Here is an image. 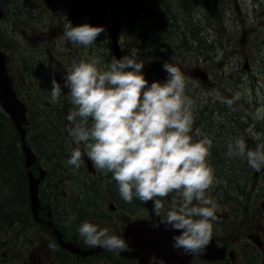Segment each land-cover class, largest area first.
Returning a JSON list of instances; mask_svg holds the SVG:
<instances>
[{"label": "clouds", "instance_id": "9594fccd", "mask_svg": "<svg viewBox=\"0 0 264 264\" xmlns=\"http://www.w3.org/2000/svg\"><path fill=\"white\" fill-rule=\"evenodd\" d=\"M102 33L103 26H73L71 21L63 30L67 41L85 48ZM138 54L132 49L120 59L113 57L105 67H98L96 58L80 59L66 70L63 87L73 105L67 116L68 132L77 145L67 163L79 169L86 155L96 169L112 174L125 203L134 198L145 204L151 201L156 217L164 207L162 199L176 193L165 218L151 227L159 229L163 224L165 231L179 233L172 236V248L179 254H203L217 219V205L206 196L213 184V169L207 163L212 141L207 136L194 141L190 135L192 101L185 95L180 69L165 62L167 79L149 84ZM51 84L50 102L56 103L62 87L55 78ZM226 154L245 159L257 172L264 169V144L249 149L238 137L228 143ZM78 232L88 247L126 250L125 241L110 235L106 227L85 221ZM149 264H165V260L153 254Z\"/></svg>", "mask_w": 264, "mask_h": 264}, {"label": "rangeland", "instance_id": "374dc122", "mask_svg": "<svg viewBox=\"0 0 264 264\" xmlns=\"http://www.w3.org/2000/svg\"><path fill=\"white\" fill-rule=\"evenodd\" d=\"M177 2V0H173V4ZM214 4L217 5L216 11L214 10ZM186 11L191 12L194 15V19L181 18L177 22L176 30L173 34L163 33L158 36L160 44L156 43L157 37H149L150 33L145 34L144 39L141 36H133L132 26L128 23L121 24L122 12H119L116 17L120 22V26L122 25L123 36L121 43L123 48L127 55L132 49L138 50L137 59L144 62L142 72L146 74L144 75L146 80L148 78H157L158 73L153 72L159 68L160 58L155 57V54L158 50H162V47L169 53L170 63L178 67L184 75L185 95L192 101L193 123L191 132L194 133V139H196L201 129L202 133L210 131L217 154L215 152L210 153L209 157L213 159L212 164L215 173L221 178L224 170L220 160L227 153L229 142L239 137L245 140L246 145L253 147L264 144V16L262 15L264 9L257 3L245 2L244 0H210V4H203L193 0V3ZM180 16L182 17V14ZM167 18V14H163L160 18L155 17L154 20L155 22L157 20L161 21L157 25H162L163 20L165 22L168 21ZM191 22L195 27H199L196 40L191 39L189 34H183L184 29ZM152 28H157L156 23ZM9 32H11V29H9ZM143 40L147 42L153 41L154 46L148 47L146 45L147 42H143ZM33 43L34 41L29 39L25 51L16 54V57H23L22 62L24 64L34 60L42 52V49L35 48L32 45ZM90 49L93 50V53L85 55L98 59L100 61L98 67H105L111 62L113 55L108 45L107 37L104 36L102 40L91 47L88 46L87 53ZM29 51H31L30 58H28ZM83 57L81 59H91ZM198 67L207 74L206 81L201 75L194 76L190 74L191 72L194 73V69ZM14 70L16 75L13 77L20 80L15 67ZM163 72L167 77L166 71L164 70ZM258 113L260 114L259 117ZM51 118H53L51 113L45 111L37 112L36 119L34 116L32 117L34 127L30 134L36 150L40 153L41 162L51 171L50 178L44 185L43 194L51 192L61 177L64 178L66 183L59 182L58 188H68L71 192L75 190L81 192L82 189L80 188L73 189L68 175L80 172L82 163L79 169H74L73 166L67 162L65 163L71 157L76 144L70 145V143L66 142L64 150L56 146L59 134L56 129V121ZM41 119L44 120L37 123ZM36 126L44 130L38 133L34 132ZM11 137L16 139L13 133L6 138ZM14 143L19 148L20 143H16V141ZM17 148L16 151H18ZM80 150L83 151L82 145ZM59 152H68L70 156L61 162L62 165L56 166L52 161L56 159V155ZM14 157L15 163L20 168L18 155ZM227 159H222V162ZM232 165L234 171L249 167L247 181L250 194L249 196L243 195L240 198L234 197L230 200L231 204H253L257 202L261 195L262 182H264V180L261 181L262 175L260 174L256 177L255 170L243 158L233 157ZM19 173H21V169H19ZM237 177L240 181H244L243 174H238ZM257 178L259 180H256ZM16 181L21 188L22 195L27 199L25 184L21 178H17ZM106 181L108 183H105ZM255 181H258L256 185ZM105 182L101 186L89 187L95 198L91 199L85 196L84 200H82V203L85 204L90 212L89 218L83 221L95 224L99 228L106 227L110 232L117 225H120L125 218L134 217L141 201L134 198L131 203H125L119 195L116 182L113 179H106ZM86 186L84 185L85 189ZM262 192L264 197V189ZM169 196H171V193ZM16 198L17 193L11 191L10 186L2 188L0 185V264H22L28 258L29 244L16 246L15 243L11 250L15 251L16 261L12 263L2 261L1 255L3 252H5V255L8 254V250L4 246L11 236L9 232L16 219L7 212L5 201H13ZM44 198L48 201L51 200L47 196ZM175 198L174 194L173 199L169 200V205ZM69 200L78 202L73 195H71V198L69 197ZM162 201L164 202V199ZM113 203L117 206L114 209L111 208ZM169 205L165 204L163 210ZM69 206L73 207L75 203L72 205L70 203ZM25 210L28 218L34 222L30 209L27 210L26 207ZM230 212L234 214L233 207L230 208ZM257 218L260 223L264 224V214L262 212L258 213ZM98 219L99 221L97 222L96 220ZM159 219L162 221L161 216H159ZM7 220L9 221L8 223H6ZM143 220L152 221L150 211H147ZM220 222L227 223V227L231 229V224L227 220ZM79 225L81 224L79 223ZM223 230L222 227L217 228V232L220 234H223ZM250 233H252L251 226H247V232L241 233L232 230L231 240H252L248 237ZM234 245L236 246L237 244ZM106 259L101 260L100 264H113V260L108 261ZM196 263L206 264L203 261L199 262L198 259ZM119 264L138 263L136 257L120 256ZM258 264H264V261Z\"/></svg>", "mask_w": 264, "mask_h": 264}, {"label": "flooded vegetation", "instance_id": "af4514ba", "mask_svg": "<svg viewBox=\"0 0 264 264\" xmlns=\"http://www.w3.org/2000/svg\"><path fill=\"white\" fill-rule=\"evenodd\" d=\"M95 1H98L101 17L105 20L109 18L104 14L106 8L110 5H115L119 0ZM177 1L178 2L174 4L173 0L160 1L162 14H167V19L169 21H166V27H169V29L164 31V33L173 34L176 30V26L173 24H177L181 18L187 17L194 19V15L186 11L193 3V0ZM195 1L203 4H210V0ZM244 1L257 3L264 9V0ZM0 7L5 12V18L0 19V44L2 47L10 50V56L13 57L10 62L14 64L15 69L18 71V76L22 79L26 87L22 95L28 106V115L30 117L33 112L34 118L36 119L37 112L41 113V111H45L51 113L53 115L51 119L56 121V129L59 134L56 146L64 150L66 144V135L63 129L64 123L66 122L64 115H66L68 109L67 97L65 94L68 89L65 88L61 95L62 111H58L55 105L50 102L51 80L55 78L57 82H61L63 76L66 74V70L70 67L72 62L80 60L87 53L86 48L67 41L63 35L64 25L66 23L69 21H71L72 24L83 22L87 18L86 14H76L73 10L71 0H58L54 3L50 0H0ZM216 9L217 5L214 4V10L216 11ZM157 11L158 7H156L154 13H159V11ZM180 14H182V17ZM262 15L264 16V13ZM160 16L161 14L159 13V15L155 17L160 18ZM9 29H11V32H9ZM183 34H189L191 39L197 38V34L192 33L191 27H188L187 30L184 29ZM29 39L33 40L34 43L32 45L37 49H42V52L39 53L34 60H30L24 64L22 62L23 57H16V54L25 51ZM157 41V44L161 43L160 40ZM163 48L164 47H162V50L160 49L156 52L155 57H159L157 55H161L160 52L166 51L165 48ZM30 52L31 51L28 53V58H30ZM89 52L93 53V50L90 49ZM43 120L44 119H41V121H37V123ZM88 123L90 125L91 120H89ZM43 130V128L36 126L34 132L38 133ZM76 147L77 145H75V148ZM68 156H70L68 152H59L52 163L56 166L62 165L61 162L65 161ZM83 157L89 160L86 155ZM226 161L227 160L224 161L225 164ZM66 162L67 160L65 163ZM87 163L88 162H85L84 165H82V170L80 172L68 175L69 182L72 184L74 190L77 189L78 184H83L81 192L76 190L73 192L55 190L44 193L43 196L50 197L51 200L48 201L46 198L43 200V207L39 212L41 217L40 221L34 220L32 216L34 220V222H32L27 215L25 217H17L14 220V225L9 232L11 236L4 246L5 249L8 250V254L5 255L4 260L10 262L14 259L11 248L15 243L16 246L29 244L28 258L25 259V264H100V261L104 260L101 256L103 254L102 251L88 254L91 247H88L84 243L83 238L78 232L80 221L89 218V210L85 204H79L76 201L73 202V200H69L71 195H73L76 200L78 196L82 197V200H84L85 196L86 198L89 197L93 199L95 195L89 190V187L101 186L105 182L106 173L100 171L96 174V169ZM216 176L223 184V191L220 194L221 200L218 203L216 215L219 218L223 217L222 220L228 221L230 219V213L226 211V206L231 204L230 200L234 197L240 198L243 195L249 196L250 193L247 191V184L243 188V191L236 190L234 192L231 190V177L224 174L221 178L217 174ZM256 180H259V178ZM59 182L66 183L63 177L59 179ZM105 183L108 182L106 181ZM257 183L258 181H255V185ZM84 185H87L86 189ZM213 190L215 193V188H213ZM263 199V194L261 193L259 200L253 204H231L235 207V212L240 218L250 210L253 217L247 219L245 216L243 221H249L251 223L253 226L252 232H254L252 237L255 238H258L259 231L264 232V224L260 223L257 218L258 213L262 212L264 214V210L261 207ZM70 203L71 205L75 203V206L70 207ZM49 211L51 212V218L62 232L64 239L76 244L74 251L61 245L58 234L56 232L53 233L45 226V221L49 219ZM147 211L146 204L142 201L139 202L135 216L132 218H125L122 221L115 230L116 236L128 242L130 239L128 240L126 238L127 227L129 228V235L131 238L132 224L138 221V218L144 219ZM220 221L216 219L212 222L213 231L209 246H212V240H215L218 246L212 250L211 255H221L220 253H222V251L219 248V244H221L226 247L229 252V255L222 260V264H257L264 260V241L260 242L261 248H257L248 242L243 244L240 241L231 240V229L227 227V223H221ZM153 222V217L151 222L145 220V223L150 226ZM241 226H243V222L237 223L235 226L236 231H239ZM218 227L224 229L223 234L216 231ZM133 241L134 239H132V242ZM237 242L238 245L235 246L234 244ZM172 243V239L166 240V247L170 250H173ZM50 245L52 247H49ZM77 247L80 248V252H77ZM248 248L251 250L249 251ZM119 257L120 254L107 253L106 260H113V264H119ZM182 257H184V255H182ZM193 258L192 256L187 262H190ZM201 258L209 259L202 256V254L197 255L199 262H201ZM163 259L165 260V258ZM136 260L138 264H142L139 259Z\"/></svg>", "mask_w": 264, "mask_h": 264}, {"label": "water", "instance_id": "95a60500", "mask_svg": "<svg viewBox=\"0 0 264 264\" xmlns=\"http://www.w3.org/2000/svg\"><path fill=\"white\" fill-rule=\"evenodd\" d=\"M73 6L77 14H81L82 12H87L90 21L93 24H97L99 22V10L94 3L93 0H72ZM109 30L111 33V37L113 40V49L117 56L121 57V49L118 38L119 29L113 21L109 25ZM248 66V65H247ZM199 73L202 74L201 70H198ZM203 78L206 77V74L203 72ZM0 100L4 106V108L11 115L12 119L16 123L19 131L22 133V137L25 138L26 131L23 127V124L27 122L25 111L26 108L21 100L16 97V92L14 89V82L6 67V56L0 52ZM24 150H25V163L26 167H31L37 160V156L35 152L32 150L31 146L27 145L24 142ZM235 175L233 177H237V171H234ZM261 175L264 172V169L261 171ZM30 177V198L34 216L38 218V210L40 208V198H39V187L41 181L45 177V170L38 177H36L31 171L28 172ZM149 203V202H148ZM151 206V204H150ZM264 207V202H263ZM138 224L141 226V231L138 228L133 229L134 233V241L132 242V229H131V238L128 241L132 250L120 251L122 255L126 257H134L140 259L142 264H149V257L154 254L151 250L149 242H152L156 247L160 250V253L165 258V264H190L187 262L181 254L177 251L170 250L166 247V240L169 239L170 236L179 234L174 233L172 231H165V226L161 225L159 229H153L150 225H147L145 221L138 220ZM49 226L53 227V222L49 221ZM171 233V234H170ZM159 234V235H158ZM167 234V235H166ZM132 242V243H131ZM103 248H98L97 250H102ZM75 250V249H74ZM105 250V249H104ZM223 254V253H222ZM193 257L195 255H192Z\"/></svg>", "mask_w": 264, "mask_h": 264}, {"label": "trees", "instance_id": "16d2710c", "mask_svg": "<svg viewBox=\"0 0 264 264\" xmlns=\"http://www.w3.org/2000/svg\"><path fill=\"white\" fill-rule=\"evenodd\" d=\"M162 0H124L125 6V16L122 14L123 20L132 26V35L141 36L145 38V34H149V37H157L162 35L164 31L168 30L169 27L166 25H157V28L153 29V24H155V16H158L159 13L162 14L161 3ZM158 7L159 13H154ZM157 11V12H158ZM153 12V13H152ZM176 26V24H173ZM139 26V27H138ZM149 39V38H148ZM156 40V41H157ZM143 42H147L143 40ZM158 42V41H157ZM153 44V41L147 42L146 45L150 47ZM159 44V43H158ZM13 130L18 140L17 132L14 130L11 119L5 115L0 109V185L2 188L10 186L11 191L17 193V198L13 201H5V206L7 207V212L10 216L14 218L25 217L27 207V199L21 193V188L17 183V177L19 176V167L15 163V157L18 152L14 151L15 145L12 139L6 138L9 131ZM248 148H255L251 145H247ZM221 158V157H220ZM227 159L226 164L222 162V159ZM220 160V163L223 167V174L231 177V186L232 190L236 191V185L238 182H241L238 177H233L235 175L234 168L232 165V158H229L227 154H224V157ZM240 162V161H238ZM242 163V162H240ZM249 168V167H248ZM247 168V169H248ZM242 174V170L237 171V175ZM244 175V174H243ZM22 178L25 179V168L22 169ZM245 179V176H244ZM243 188H239L238 191H243ZM9 221L7 220L6 223Z\"/></svg>", "mask_w": 264, "mask_h": 264}, {"label": "bare ground", "instance_id": "6f19581e", "mask_svg": "<svg viewBox=\"0 0 264 264\" xmlns=\"http://www.w3.org/2000/svg\"><path fill=\"white\" fill-rule=\"evenodd\" d=\"M261 174V172H257L255 171V175L256 177H258ZM134 228H138L141 231V226L138 224V221L134 222L132 224V239H134V233H133V229ZM55 232L58 234V239L60 240L61 245H63L64 247H66L67 249H70L71 251H74L76 244L74 242L71 241H66L63 237L62 232L59 229H55ZM126 238L129 240L130 239V235H129V228L127 227L126 230ZM151 250L154 252V254L157 257L160 258H164V256L161 255L160 250L156 247V245H154L152 242H149ZM218 245L215 243V240H212V246H210V251L209 252H204L202 254V256L207 257L209 259H216V258H221L223 256L222 253H220L221 255H211V252L214 248H216ZM221 256V257H219ZM185 260L189 261L190 258L192 257V255H184Z\"/></svg>", "mask_w": 264, "mask_h": 264}]
</instances>
